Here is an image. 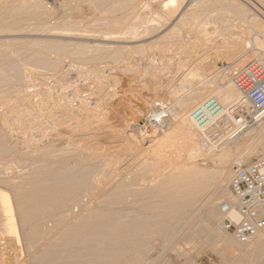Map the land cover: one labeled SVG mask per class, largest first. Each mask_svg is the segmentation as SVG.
<instances>
[{"label":"bare ground","instance_id":"obj_1","mask_svg":"<svg viewBox=\"0 0 264 264\" xmlns=\"http://www.w3.org/2000/svg\"><path fill=\"white\" fill-rule=\"evenodd\" d=\"M179 1L180 0H162L164 6L163 11L160 12L162 14H159V16H157L156 18H151V20H154V22L156 20L159 23L155 22L156 26L149 24L147 26H144L147 20L144 19V12L139 11L144 3H141L142 0H69L62 6L60 11L57 10L60 14H58L55 9L47 8L45 4L40 0H0V33L2 34L4 32H11L13 30L15 31V29H23L24 24L28 22L27 19L29 20V18L38 20L41 23L51 22L53 20L54 22H56L54 23L52 21L54 25L60 24V26L62 25L63 27H66L68 24H71V21H69L70 17L68 16L69 13H79L83 10H90L92 11L91 13L93 15H101L100 19L98 18L102 22L101 24L111 30L109 31L110 34H108L110 36H108L107 34L104 35V33H101L103 35H101L100 33L99 35L96 34V36H101L96 40L107 41L118 39L121 41L123 40L124 42H135L151 37L150 34H152V31L147 33L150 28V30H152L153 27L156 28L158 26L157 30L154 28L156 31L153 29V31L155 32L165 30L163 34H159L160 36L156 37L152 41H149L147 45L145 44V46H148L147 48L150 49L151 53L157 54L167 60L171 58V55H168L169 49L177 44H180V46L178 45L179 48L183 47V45H185L184 48H186V45H189L191 41H193V44L195 42V45L197 47L199 42V45L202 44V38L206 37V42L209 41L207 40V37H209L210 35H205L209 32V30L207 32L208 25L206 26V24L212 23V21L210 22V19H212L213 17L210 18L209 16L213 10L218 12L217 9L220 8L219 10L222 11V8H226V10L234 12L241 18V15L237 11L238 9H236L235 7L236 5L238 6L242 4V2H239L241 0H238V3L234 2V0H225L226 2L223 5H220L223 7L219 8H217V5L209 4L207 0L201 1L198 5L190 3L189 5L183 4L182 6L180 3L178 4ZM180 2L182 3L184 1ZM254 2H257L255 3V7L257 6V12L254 11V13L248 15V19L246 20L244 18L241 19L245 21L244 23L247 24V27L250 29V31L252 30L255 34H258L259 37H262L263 39L264 21L262 22L260 16L258 15L260 14L264 18V0H257ZM140 3L142 4L141 7ZM245 8L246 7H241V11H243ZM246 9L245 11L247 12ZM250 12L253 11H250L249 9V12L247 13ZM72 15L71 17L73 18ZM154 15H157V13H155ZM67 16L69 18H67ZM89 18L91 17L88 16V19ZM96 18L97 17H95V20H97ZM24 20H26V22ZM58 20H60L61 22L59 23ZM161 22H163L162 26L160 25ZM28 23L27 26L25 25V28L28 27ZM36 23L37 21L35 22V24ZM45 23H42V25L44 26ZM193 23H195V28L198 27L200 29L201 27V31H199V29L198 31L195 29V32L192 28V31L195 33L193 34V36H191L190 31L187 30L190 24ZM41 26L38 25L37 28ZM50 26L53 29L57 27L54 26V28L51 24ZM50 26L49 28L52 29ZM86 26L89 27L88 24ZM70 27L72 29V26ZM124 27L130 28V31L126 33L131 34V36H114L111 34L120 32ZM216 27L217 26H215V28ZM29 28L30 26L27 28V30ZM43 28L44 27H41L42 30H44L45 28L47 29V26L44 29ZM36 29L34 30L37 31ZM79 29L82 30V28ZM25 30L21 31H24L25 33ZM48 30L49 29H47L46 31L48 32ZM83 30H87L86 33H89L88 31H91L89 29ZM258 30H262L261 33ZM201 32L205 37L201 35L200 37H203L200 39L199 35L202 34ZM246 32L248 31L246 30ZM143 33L146 34L144 35ZM62 34L65 35L64 33ZM82 34H85L84 31ZM74 35L76 34L73 33L72 36ZM89 35H87V37H89ZM238 36H235L234 38L230 36L231 39L223 41L225 42L224 45L226 44L225 49H227L225 50L223 47V50H225V56H234L236 51L242 48L243 45H246L245 48H250L251 42H253V46L255 45L254 48L260 49L258 46H256V43L261 44V39V41H256L243 38L246 40V42H244L245 40ZM87 37L85 36V38ZM253 38L255 39V36ZM210 40L212 41L213 38ZM12 41L13 42L8 44L9 47H5V49L1 48L2 46L0 45V67L9 66V70H7L10 72L14 71L12 75L15 74V77L12 78H16L15 80L17 81L18 79H20L19 81L23 82L25 79L26 81L28 80L27 78H25L24 80L22 79L23 77H26L24 76L26 74V69H23L25 71L23 74L20 73L22 71V68L20 67L21 65H19V67L21 68L20 69L17 65V61H15L16 55H24V57L28 56L27 58H29V60L32 59L31 64L34 61V58V62L52 66L56 64V60L58 58L56 60H54V57L53 59H49L44 55L46 54V52L55 49L56 53L57 51L60 52V56L62 55V57H66L68 55L75 56L74 53H76L77 50L70 48L74 50L73 52L67 47L70 50L69 51L66 47L63 48L65 45L63 47L62 45L61 47H58L57 45L55 46L54 42H52L54 43L52 44L50 43V41L45 43H37L38 41L35 42L34 40V42L32 40ZM1 42L2 41H0V43ZM5 44L3 43V45ZM193 44L187 46L189 47V49H183V52L185 53V51L190 50V47L194 46ZM101 45L102 44H100V46ZM204 45L207 44L205 43ZM227 45L230 46V48H228ZM37 46L38 48L36 50L32 49L33 47L36 48ZM208 46H210L209 43ZM107 47L110 48V46H106L107 50ZM260 47H262V45H260ZM97 48H100L99 50L101 51V47ZM175 49L176 47H174V50ZM262 50L264 51V49ZM100 51L99 54H96V56L93 57L99 59L100 57H102V59L103 57L104 59L108 57L111 58V60H113L115 64H119L122 60H125L126 56L129 55V52H124L121 50L119 51L118 49L110 50L107 53H100ZM178 51L180 52V50ZM52 53H54V51ZM188 53H190V51L187 52L185 56H187ZM244 53H246V51H244ZM244 53L242 52L241 55H243ZM178 55L180 54L178 53ZM241 55L239 56L240 59H242ZM261 57H263V55ZM85 59L82 58L81 60ZM246 59H248V57H246ZM263 59L264 58H262V60ZM59 62L61 61H59L58 59V64ZM127 63L132 64L130 62ZM180 63H182V61L177 64L180 66ZM193 64H197L196 67L194 66L195 69L192 68L195 70L193 72V77L195 76L199 80H204L202 83V87L199 86L194 88L190 93L188 92V94L184 96V99H182L183 96H179L182 100L172 101L173 97L174 99L176 97L174 96L175 93L177 91L180 92V90H178L176 85H165V96H148L144 103L140 102V104H138L139 114L134 115V117H132L130 120L131 122L127 120L129 118L126 119L122 114H120L121 112H111V108H109V106L114 104V98H112V96L115 95L116 98L118 90H116V88H112V90L107 89L109 88L107 85V78L103 79L97 78V76H95L96 78L91 81V83L93 82L95 84V89L93 90L92 88L93 91H90V89L88 90L90 92L89 94L82 95L79 93L80 91L78 92V88L75 93L72 92L73 96L71 97H68L66 96L67 94H63L62 92H60L61 87H63L64 85V83H62L63 78L58 77L60 74L57 76V78H40V85L38 86V88H34L31 91L22 88H17L18 91H12L10 93H8V90L11 91V89H4L5 91H7V93H2L4 92L3 90L2 92L0 91V100L6 99L4 101V106L7 108L6 111L4 110L0 113V164H2L3 160L10 158H13V160H17L16 158L19 157L22 158L25 156H36L34 157L36 159V154L39 155V159H37L36 161H38V163L41 162L38 166H36L38 168L34 167L36 170L33 171V169H31L33 173L31 172V170H29V173L27 169L24 170V173L26 175L28 174V177L26 178V176H23L25 180L23 179L22 182H20L19 180H15L17 178H13L15 180L14 181L12 179L13 173L11 175V180L9 174V177L5 175L6 173L4 174L5 176L2 174V176L5 177V180L9 179L11 182L12 180L15 182V184L14 182L13 184H9L10 182L6 180L7 182L5 183L7 184L9 182L6 186L8 187V185H11L9 186V188L11 187L16 193L15 199L13 200L15 205L12 209L13 205L11 204L8 195L0 190V244L2 245L4 244V242L6 243V233H14L12 235H14L17 240L14 239L13 236L11 237H13V239L17 241L16 243L18 244H20V237L22 236V239L27 247L25 245L23 246L28 249L27 250L26 248H23V246H20L21 248H23L22 250L24 251V249H26L27 251H29L30 249L29 252H33L36 255L38 254V256L34 254L30 256L38 257L40 261L43 259L42 264H92L94 262L98 264H141L142 262L144 263V261L141 262V260L145 258L144 260L146 261V258L149 259L150 257L147 256L148 253L150 251L153 252V249L150 250L151 245H144L145 243H142L146 241L149 242L148 244H150L149 239L153 238L150 237L152 234L156 235L157 238H155L157 240L160 239V242L169 241L170 243L174 240L177 241L180 236L182 237V235L187 231V228L190 227L191 223H195L194 221L199 218L200 214L205 215L203 217L201 215L200 217H202L203 219L205 217L206 221L208 222L206 223L208 225L217 220L218 216H220L221 211H219L220 213H218V209H216L217 201L215 196L218 195L219 197H224V195H228L229 193V196L231 195L232 198L230 197L228 198V200L223 202H229L230 204H233L235 202V197L231 192V189L226 186L231 175L230 164L232 161V159H229L227 157L231 152L240 150L244 143H247L246 141L237 142L235 140H237L238 138H242V136L248 132L245 130L247 127H242L237 130L232 136H227L220 144L211 146L210 149L206 151V153H204L208 155L207 158L211 159L212 157H215L214 161L216 160L217 164L216 166L213 165L215 167L214 170L212 169L210 171V169H208L209 167H206L208 165L206 163H203L204 165H202L199 162L197 163V161H195L197 160V155L200 157L203 155L201 151L204 150L202 149L203 147L201 148L202 145L199 141V136H203L202 130L200 128L201 124L196 123L192 118L194 110L193 107L196 105V107L202 106L205 102V100L202 102V99L206 95L211 94L212 96H210L215 97L223 106L222 112L229 113V108L241 100V94L232 81L230 70L228 71L227 69H222L211 78L205 80L203 78V75L212 68V62L208 59V57L204 56L197 63ZM120 65L122 64H119V66ZM19 69L21 71H19ZM47 69L49 70V67ZM48 70L46 71L48 72ZM53 70H51V72ZM32 73L34 72L32 71ZM21 74L23 75L22 78ZM188 76H190V73ZM216 77L218 78L217 80H215ZM29 78L32 79L33 77L29 76ZM212 78H214V80ZM113 79L115 80L114 84L116 82H118L117 84H119L120 78L118 79V81H116L117 78ZM186 80L183 79V81L181 82L183 88L184 84H186L185 82H189L190 84H192L193 82ZM35 83L36 82H34V84ZM3 85L4 84L2 83V86ZM87 86H90V84ZM82 92L84 93L87 91ZM118 95H120V93ZM115 102H117V100ZM148 108L149 110H147ZM11 110L12 112L13 110H16L18 114L16 113L17 115L15 114L14 116H12V118L11 115L9 117V111ZM246 110L248 112H251V106L249 104H247ZM258 115L259 119L255 123L262 120L259 123L261 127L256 130L253 136L256 138L258 137L259 139L264 136V110ZM231 117L235 122H237V120L233 116ZM214 119V117H211L210 121H213ZM150 120L155 121V124H151L149 128L148 121L150 123ZM12 123L16 126L12 125ZM251 126L252 125H250L249 127ZM242 131L244 134H239ZM236 135L237 137H235ZM246 136L248 137V135ZM176 138L179 139L180 142L178 141L175 143L172 141ZM248 138L251 139L250 137ZM4 144L6 146L10 145V147L4 148ZM247 144L249 145V143ZM252 146L253 148L255 147V150H252L254 153H257L261 150L264 151V146H258L255 144ZM199 153L202 154L199 155ZM204 156L205 155H203V158ZM235 159L243 161L242 156H236ZM2 171L4 172V170ZM25 171H27V173ZM20 172L21 171H19L18 173L23 174V172ZM17 181H19L20 183L16 184ZM1 182L3 185V181ZM213 196L215 197V200L213 199ZM23 207H25L24 210H22ZM37 207L41 208L38 209ZM15 208L17 209V213L19 210L18 208H20V213H18L20 215H16L15 213V216L13 214ZM36 209L37 211H39L37 212ZM133 211H139V213L144 211L146 214H148L144 217L147 219V221L144 223H154L151 228L148 229L147 227V232L150 238L146 237L147 240L145 241H143L145 239L144 235L142 240L139 239L142 238V235L140 236V233L134 234V231H131L134 226L132 229H130L129 227V232H131V235H129L131 236V238H128L129 235L125 234L126 230H124V232L122 231L126 226H128L124 224L135 225L136 222L140 221L138 219H141V217L138 218V216L132 215ZM17 216H20L19 224H21L23 227L21 231L22 235L20 237L16 233V230L19 226L17 225V227L14 221V218ZM232 216L236 218V214L233 213ZM144 218L142 219L144 220ZM203 219L202 221H204ZM219 219H222V214ZM111 224H123L125 227L123 226L124 228L121 229V231L125 235H123V233L121 234V227L117 228V226L119 225L114 226L117 229L114 230L115 228L112 227ZM140 224L141 223H138V225ZM109 225H111L112 228L110 227V229H107ZM135 226H137V224ZM144 226L145 225H143V227ZM192 226L194 225L192 224ZM203 226L200 227V229L198 226V228H194L196 229V231H198L197 229H199V231L201 230L200 232H203ZM211 227H209V229ZM147 229H144V231ZM128 230L126 231L127 233ZM262 232H259L252 240L247 243H242L238 240L237 241L239 242V244L242 243L247 245L248 243L256 240L254 241V245L257 249V252H263L264 232ZM89 234H92L90 235L91 240L87 239V236H89ZM93 234H95L96 237L98 235V240L92 239L93 237H95L93 236ZM133 234L136 237L132 236ZM138 234L140 237L137 236ZM216 236L221 244V251L223 253L226 254L231 252V249H236L235 241L224 231L219 230ZM214 240L216 239L214 238ZM130 241L131 243L133 242V244L135 241V246L131 244ZM124 242H129L132 246H134L132 247V250H129L130 253L125 248H123V246H120ZM123 245L125 246L126 243H124ZM143 245L145 246V248L146 246H148L149 248L147 247V249H149L150 251L148 250L147 252V249H145ZM17 247L15 246V249ZM143 248L145 249L144 251H142ZM3 250L4 245L0 247V264H6L5 262H7L6 257L8 256L4 255ZM124 250H126V252ZM27 251L26 253H28ZM250 251L252 250L250 249ZM144 252H147V254ZM246 253L248 254L249 251ZM149 254L151 255V253ZM247 254H245L244 256H246ZM39 256L41 257L39 258ZM10 258L11 257H9V259ZM15 258L17 259V257ZM19 258L20 256L18 257V261H21L19 260ZM39 260H37L35 264H38V262H40ZM149 261L147 260V262ZM151 262L152 261H150L149 264H151ZM10 264L12 263L10 262ZM39 264H41V262ZM144 264H146V262Z\"/></svg>","mask_w":264,"mask_h":264},{"label":"rangeland","instance_id":"obj_2","mask_svg":"<svg viewBox=\"0 0 264 264\" xmlns=\"http://www.w3.org/2000/svg\"><path fill=\"white\" fill-rule=\"evenodd\" d=\"M40 1H42L44 4H45V6L47 7V8H49V9H55L56 11L57 10H61V8H62V6L64 5V4H66L69 0H40ZM180 1H184V2H180ZM179 2H178V4L180 3L181 4V6L184 4V5H189L190 3L191 4H196V5H198V4H200V2L201 1H203V0H180ZM205 1V0H204ZM220 0H207V2L209 3V4H213V5H217L218 7L217 8H219V7H223V6H220V5H223L226 1L225 0H222V1H220ZM248 1V2H247ZM254 1H257V0H241V1H239L240 3L242 2V4H240V5H236L235 7H236V9H238L237 11H238V13L241 15V18L243 19H248L247 17H248V15H250L251 13H254V11L255 12H257V6L255 7V3H257V2H254ZM145 4H144V3ZM189 2V3H188ZM206 2V3H207ZM210 2H212V3H210ZM234 2H236V3H238V0H234ZM141 3H143V5L141 4ZM140 3V7H141V5H142V8L139 10V11H142V12H144V19L145 20H147L146 22H145V24H144V26H147L148 24L149 25H155L156 26V24H155V22L156 23H159V22H157L156 20H155V22H154V20H151V18L152 17H154V18H156L157 16H159V14H162V13H160V12H162L163 11V9H164V6H163V2H162V0H150V3H149V0H148V2H147V0H142V2ZM186 3V4H185ZM188 3V4H187ZM246 4V5H245ZM252 4V5H251ZM249 5V6H248ZM146 8H145V7ZM178 6V5H177ZM253 6V7H252ZM180 7V6H179ZM241 7L243 8V7H246V8H248V9H246L247 10V12H249V9H250V11H253V12H250V13H247L246 11H245V9L243 10V11H241ZM144 8V9H143ZM216 8V9H217ZM177 9H179V8H177ZM182 9V8H181ZM180 9V10H181ZM220 9V8H219ZM219 9H217L218 10V12L217 11H215V10H213L212 11V13L210 14V18H215V16H216V18L215 19H210V22L212 21V23H213V25H212V23L210 24H206V26L208 27V29H207V32H208V30H209V34L208 33H206L205 35L207 36H211L212 38H213V42L210 40V39H212L210 36L209 37H207V40H209V41H211V42H209V41H207L206 42V37L203 35V33L202 34H200L199 35V38L201 39L203 36L205 37V38H202V40H201V45H199V43H198V45L200 46H198L197 45V47H196V45H195V42H194V44H193V41H191V43L195 46H191L190 47V50H188V51H185V53L183 52L184 50H186V49H189V47H187V46H189V45H192L191 43L189 44V45H186V48H184L185 47V45H183V47H180L179 48V46H180V44H177V45H175V46H173L171 49H169V51H168V55L171 57V58H169V59H164V58H162V57H160L159 55H157V54H154V53H151L150 52V49L149 48H147L146 46H145V44L147 45V43L149 42V41H152V40H154L156 37H158V36H160L161 34H163V32H165V30L163 31V30H161L160 32H155L158 28V26L155 28V27H153L152 28V30H148L147 31V33H149V32H151L152 31V34H150V36L151 37H149L148 39L147 38H145V39H141V40H138V41H135V42H124L123 40L121 41V40H118V39H115V40H107V41H101V40H96V39H98L99 37H101V36H96V34L97 35H99V33L101 34V33H104V35L105 34H110V32L109 31H111L110 29H108L107 27H104L101 23V21L99 20L100 19V17H101V15L99 16H96V15H93L91 12L92 11H90V10H83L82 12H83V14H82V12H72V13H69L68 14V16L70 17V20L69 19H67V20H69V21H71V24H68L69 25V27H68V25L66 26V27H63L62 25L60 26V24L59 25H54V23H56V22H54L53 20V22L51 21V22H46L47 23V25H46V23L45 22H42L43 24L45 23V25L43 26L42 25V23L41 22H39L38 20H35V19H30L29 18V20L27 19V21L31 24H29L28 22H26V20H24L25 22H26V24H24V27H23V29H21V30H27V28L30 26V28L26 31L25 30V33H24V31H21L20 29H15V31L13 30V31H9V32H4V33H0V41H2L5 45H3V43L1 42L0 43V45L2 46L1 48H4L5 49V47L7 48V47H9V43H11V42H13L12 40H17V41H24V40H27V41H35V42H37V43H45V42H49L50 41V43H52V42H54L55 43V46L57 45L58 47L60 46L61 47V45H62V47L63 48H72V49H77L76 50V53H74V55L75 56H70V55H68V56H66V57H62V55L60 56L59 54H60V52L59 51H57V53H56V51H55V49L54 50H50V51H48V52H46V54H44L45 56H47L49 59H53V57H54V60H56L57 58L59 59V61H61V62H59V64H58V59L56 60V64L55 65H52V66H50V65H45V64H42V63H39V62H34L35 61V59L33 58V63L31 64V62H32V59L31 60H29V58H27L28 56H26V57H24V55H16V60L15 61H17V65H18V67H19V65H21L20 67L22 68H20L19 69V71H21L20 73H24L25 71V75L24 76H26V77H23L22 78V74H21V78L24 80L25 78H27L28 80L26 81V79L24 80V82L23 81H19L20 79H18V81L17 80H15L16 78H12V77H15V74L14 75H12L13 73H14V71H8L9 69H8V67H0V91L2 92V90L4 91V92H2V93H7V91H5V90H7V89H11V91L10 90H8L9 92L8 93H10V92H12V91H18V89L20 88H22V89H27L28 91L30 90H32V89H36V88H38V86L40 85L39 83V81H40V78H57V76L59 77V78H65L64 80L62 79V83H64V85H63V87H61V89H60V92H62L63 94L65 93V94H67L66 96H68V97H71V96H73V93H75V91L76 90H78V88H79V90H78V92L80 93V94H82V95H87V94H89L90 92L88 91V90H90V91H93L94 89H95V84L92 82L91 83V81H93L94 80V78H96L95 76H97V78H107V85H108V87L109 88H107V89H110V90H112V88L113 89H115L116 88V90H118V93L116 94V98H115V95L114 96H112V98H114L113 100V103L114 104H112L111 106H109V108H111V112L112 111H114V112H116V111H118V112H121L120 114H122L126 119L127 118H129V119H127L128 121H130L131 120V118L132 117H134V115H136V114H139V105L138 104H140V102H145V100H146V98L149 96H155V95H160V96H163L165 93H166V86L165 85H173V86H175L176 85V87L178 88V90H180V92L179 91H177L176 93H175V95L174 96H176L175 97V99H174V97H173V99H172V101L173 100H182V99H184V96L186 95V94H188V92L190 93L194 88H196V87H202V83H203V81L204 80H199V79H197V77H193V72L195 71L194 69H195V67H196V65H194L193 63H197L199 60H201L204 56H206V57H208V59L212 62V68L209 70V71H207L206 73H204V75H203V78L206 80V79H209V78H211L212 76H214L215 74H217L220 70H222V69H227L228 71L230 70V72H231V69H232V67H228V65L229 66H233L234 64H237V65H239V64H243L244 62H246V61H249V60H252V59H260V60H262V58H264V51L262 50V49H264V38L262 39V37H259V35L258 34H255L252 30L250 31V29L247 27V24L246 23H244L245 21L244 20H242L241 18H240V16L238 15L237 16V14H235L234 12H230V11H228V10H226V8H222V11H220ZM253 9V10H252ZM144 10V11H143ZM152 10V11H151ZM224 10V11H223ZM239 10H240V12H239ZM259 10V9H258ZM90 11V12H89ZM215 11V12H214ZM226 11V12H225ZM58 12V11H57ZM88 14H87V13ZM76 13H78V14H76ZM81 13V14H80ZM141 13V12H140ZM155 13H157V15H154ZM213 13H214V15H213ZM217 13V14H216ZM58 14H60L59 12H58ZM73 16V18L71 17V15ZM142 14V13H141ZM153 14V15H152ZM90 15H92V16H90ZM211 15H213V16H211ZM218 15V16H217ZM228 15V16H227ZM247 15V16H246ZM67 16V18H69ZM88 16L89 17H91V18H89L88 19ZM258 16H260V19H261V21L263 22L264 21V18L259 14ZM95 17H97L96 19L97 20H95ZM246 17V18H245ZM99 18V19H98ZM226 18V19H225ZM227 18H228V20H227ZM94 19V20H93ZM34 20V21H33ZM37 21V26L38 25H42L41 27H46L47 26V29H49L48 30V32L45 30H42L41 29V27H38L37 28V26H36V24H35V22ZM89 21H91V22H89ZM216 21V22H215ZM24 22V23H25ZM58 22L60 23L61 21L60 20H58ZM85 24H84V23ZM89 22V23H88ZM150 22V23H149ZM152 22V23H151ZM27 23H28V27H26L25 28V25L27 26ZM49 23V24H48ZM163 22H161L160 23V25L162 26L163 24H162ZM33 24V25H32ZM50 24L54 27V26H57L55 29H53L51 26H50ZM88 24V26L89 27H87L86 25ZM194 24L195 23H193V24H190V26L188 27V30L187 31H190V35L191 36H193V34L196 32V30L198 31V27H196L195 28V26H194ZM246 26H245V25ZM158 25V24H157ZM160 25H159V28H160ZM49 26L52 28V29H50L49 28ZM59 26V27H58ZM70 26H72V29H71V27ZM205 26V27H206ZM211 26H212V28H211ZM215 26H217L216 28H215ZM33 27H35V28H33ZM191 27V28H190ZM200 27V26H199ZM214 27V28H213ZM25 28V29H24ZM33 28V29H32ZM37 28V29H36ZM79 28H82V30H80ZM156 30H155V29ZM192 28L194 29V31L195 32H193L192 31ZM247 28V29H246ZM34 29H36L37 31H35ZM40 31H39V30ZM77 29V30H76ZM83 29H89V30H91V31H88L89 33H86L87 32V30L85 31V30H83ZM121 29V28H120ZM153 29L155 30V31H153ZM196 29V30H195ZM213 29V30H212ZM248 31V32H246V30ZM21 32H20V31ZM34 30V31H33ZM212 30V31H211ZM18 31V32H17ZM33 31V32H32ZM51 31V32H50ZM83 31H84V33L85 34H82L83 33ZM128 31H130V28H126V27H124V28H122L121 29V31L120 32H118V33H111L112 35H119V36H131V34H127L126 32H128ZM199 31H201V27H200V29H199ZM238 31H239V34H238ZM250 31V32H249ZM259 31V30H258ZM261 31L262 30H260L259 32L261 33ZM14 32V33H13ZM17 34H16V33ZM46 32V33H45ZM68 32H70V33H68ZM91 32V33H90ZM108 32V33H107ZM212 32V33H211ZM247 34H249V35H247ZM251 32H252V34H251ZM52 33V34H51ZM54 33H56V34H54ZM62 33H64L65 35H63ZM68 33V34H67ZM76 34V35H74V36H76V37H74V36H72V34ZM183 33H184V31H183ZM197 33H199V32H197ZM228 33V34H227ZM232 35H231V34ZM237 33V34H236ZM246 35H245V34ZM7 34V35H6ZM58 34H60V35H58ZM67 34V35H66ZM92 35V36H90L89 35V37H87V35ZM94 34H95V36H94ZM144 34V33H143ZM146 34V33H145ZM144 34V35H145ZM160 34V35H159ZM244 34V35H243ZM87 37V38H85V36ZM101 35H103V34H101ZM111 35V36H112ZM149 35V34H148ZM153 35V36H152ZM187 35V34H186ZM201 35H203L202 37H200ZM229 35V36H228ZM237 37L238 35V37H241L242 39L243 38H245V39H248V40H260L262 43L261 44H258V43H256L257 45L256 46H258L260 49H258V48H254V46H253V42H251V47L250 48H245L246 47V45H243L242 46V48H240L238 51H236V53L234 54V56H232V57H227V56H225L224 55V52H225V50H227V49H225V45H224V43L225 42H223L224 40L226 41V40H228V39H231V37H235V36ZM243 35V36H242ZM71 36V37H70ZM94 36V37H93ZM108 36H110V35H108ZM231 36V37H230ZM255 36V39L253 38ZM92 37V38H91ZM97 37V38H96ZM227 37V38H226ZM251 37H252V39H251ZM13 38V39H12ZM90 38V39H89ZM152 38V39H151ZM12 39V40H11ZM150 39V40H149ZM199 39V40H200ZM245 39H243V40H245ZM193 40V39H192ZM222 40V41H221ZM33 41V42H34ZM121 41V42H120ZM215 41H216V43H215ZM223 42V43H222ZM244 42H246V40L244 41ZM54 43H52V44H54ZM92 43V44H91ZM108 43H110V44H108ZM144 43V44H143ZM207 44V45H204V44ZM208 43H209V45L210 46H208ZM94 44H96V45H94ZM100 44H102L101 46H100ZM107 44V45H106ZM114 45V47H113V45ZM213 44H215V45H213ZM219 44V45H218ZM94 45V46H93ZM105 45V46H104ZM117 45H119V46H117ZM179 45V46H178ZM260 45H262V47H260ZM36 46V45H35ZM88 46V47H87ZM95 46H96V49H95ZM102 46H103V48H102ZM106 46H110V48L109 47H107L108 48V50L106 49ZM122 46V47H121ZM124 46V47H123ZM145 46V47H144ZM201 46H202V48H201ZM213 46V47H212ZM228 46V45H227ZM94 47V48H93ZM97 47H101V51L97 48ZM105 47V48H104ZM174 47H176V49L175 50H180V52L178 51H175L174 50ZM223 47H224V49L225 50H223ZM38 48V46L36 47V48H32V49H34V50H36ZM67 48V50H69ZM88 48V49H87ZM118 49L119 51L121 50V51H126V52H129V55L128 56H126V58H125V60H122L119 64H122V65H120L119 66V64H115V62L113 61V60H111V58H106V59H104V57H103V59H102V57H100V59L99 58H94L93 56H96V54H99V51H100V53L101 52H105V53H107V52H109L110 50H114V49ZM121 48V49H120ZM194 48V49H193ZM209 48V49H208ZM221 48V49H220ZM227 48V47H226ZM228 48H230V46H228ZM72 49H70L71 51H73L74 52V50H72ZM125 49V50H124ZM184 49V50H183ZM208 49V50H207ZM246 49V50H245ZM69 50V51H70ZM105 50V51H104ZM173 50H174V52H173ZM192 50V51H191ZM262 50V51H261ZM54 51V53H52ZM95 51V52H94ZM182 51V52H181ZM190 51V53H188L187 54V56H185L186 55V53L187 52H189ZM244 51H246V53H244ZM86 52V53H85ZM98 52V53H97ZM173 52V53H172ZM175 52H176V54H175ZM197 52H198V54H197ZM242 52L244 53L243 55H241L242 54ZM259 52V53H258ZM91 53V54H90ZM170 53V54H169ZM172 53V54H171ZM178 53L180 54V55H178ZM263 53V54H262ZM36 54V53H35ZM90 54V55H89ZM84 55V56H83ZM86 55V56H85ZM175 55V56H174ZM241 55V58L242 59H240V56ZM263 55V57H261V56ZM17 56H19V57H17ZM56 56V57H55ZM197 56V57H196ZM201 56V57H200ZM203 56V57H202ZM238 56V57H237ZM24 57V58H23ZM46 57V58H47ZM75 59H74V58ZM86 59H85V58ZM88 57H90V58H88ZM189 57V58H188ZM200 57V58H199ZM246 57H248V59H246ZM38 58V57H37ZM47 58V59H48ZM61 58V59H60ZM85 59V60H81V59ZM94 58V59H93ZM182 58V59H181ZM196 58H198V59H196ZM162 59H163V61H162ZM179 59V60H178ZM186 59V60H185ZM188 59V60H187ZM127 60V61H126ZM185 60V61H184ZM191 60H194V61H191ZM38 61V60H37ZM182 61V63H180L181 65L179 66L178 64H179V62H181ZM184 61V62H183ZM187 61H189V62H187ZM242 61V62H241ZM263 62H264V59L262 60ZM125 62V63H124ZM127 62H130V63H132V64H129V63H127ZM18 63H20V64H18ZM29 63V64H28ZM37 65H36V64ZM128 65H127V64ZM178 63V64H177ZM185 63H187V64H185ZM14 64H16V63H14ZM22 64H26V65H22ZM33 64H35V65H33ZM58 64V65H57ZM61 64V65H60ZM126 65V67H125V65ZM191 64H193V65H191ZM4 66H6V65H4ZM54 66V67H53ZM195 66V67H194ZM28 69H27V68ZM33 67V68H32ZM49 67V70L47 69ZM51 67H53V68H51ZM191 67V68H190ZM6 68V69H5ZM13 68V67H12ZM12 68H11V70H12ZM26 69L25 71L23 70V69ZM37 68H39V69H37ZM60 68V69H59ZM192 68H194V69H192ZM5 69V70H4ZM8 69V70H7ZM33 69V70H32ZM54 69V70H53ZM58 69H59V71H58ZM83 69V70H82ZM15 70V69H14ZM31 70V71H30ZM36 70V71H35ZM46 70H48V72L46 71ZM51 70H53L54 71V73H53V71L51 72ZM85 70V71H84ZM32 71L34 72V73H32ZM40 71V72H39ZM52 73H50V72ZM82 71V72H81ZM45 74H43V73ZM83 72H85V73H83ZM98 74H97V73ZM188 72V73H187ZM210 72V73H209ZM16 73V72H15ZM30 73H31V75H30ZM57 73V74H56ZM95 73H96V75H95ZM189 73H190V76H188L189 75ZM191 73H192V75H191ZM33 74V75H32ZM39 74V75H38ZM54 74V75H53ZM132 74V75H131ZM9 75H11V76H9ZM41 75V76H40ZM47 75V76H46ZM49 75V76H48ZM61 75H62V77H61ZM102 75V76H101ZM183 75V76H182ZM28 76V77H27ZM29 76L30 77H33L32 79H30L29 78ZM37 76V77H36ZM101 76V77H100ZM192 76V77H191ZM117 78V80L116 81H118V79H119V84H117L118 82H116L115 84H114V82H115V80L113 79V78ZM188 77V78H187ZM191 77V78H190ZM5 78V79H4ZM81 78V79H80ZM87 78H89V79H87ZM155 78V79H154ZM4 80V82H3V80ZM29 79H30V81H29ZM149 79V80H148ZM173 79V80H172ZM183 79L184 80H186V81H193L192 82V84H190L189 82H185L186 84H184V88L182 87V81H183ZM191 79H193V80H191ZM213 80H214V78H212ZM218 78L216 77L215 78V80H217ZM31 80H32V83H31ZM34 80V81H33ZM36 80V81H35ZM113 80V81H112ZM14 81V82H13ZM85 81V82H84ZM87 81V82H86ZM156 81H157V84H156ZM171 81V82H170ZM4 84L3 86H2V83ZM8 82V83H7ZM16 82V83H15ZM29 82H30V85H29ZM34 82H36L35 84H34ZM95 82V81H94ZM122 82V83H121ZM144 84H143V83ZM167 82V83H166ZM6 83V84H5ZM24 83V84H23ZM112 83H113V85H112ZM158 83H160V84H158ZM172 83V84H171ZM8 84V85H7ZM17 84V85H16ZM23 84V85H22ZM34 86H33V85ZM79 84V85H78ZM90 84V86H87V85H89ZM199 84V85H198ZM82 87H81V86ZM107 85H106V87H107ZM114 85H115V87H114ZM117 85H118V87H117ZM120 85V86H119ZM131 85V86H130ZM146 85V86H145ZM147 85H148V87H147ZM157 85V86H156ZM161 85V86H160ZM164 85V86H163ZM17 86V87H16ZM25 86H27V87H25ZM113 86V87H112ZM153 86V87H152ZM2 87H5V88H2ZM7 87V88H6ZM18 88V89H17ZM62 88H64V89H62ZM84 88V89H83ZM92 88H93V90H92ZM134 88V89H133ZM162 88V89H161ZM172 88H174V87H172ZM5 89V90H4ZM132 89V90H131ZM145 89V90H144ZM187 89H189V90H187ZM62 90V91H61ZM87 91V92H82V91ZM71 91V92H70ZM151 91V92H150ZM154 91V92H153ZM68 92V93H67ZM73 92V93H72ZM82 92V93H81ZM134 92V93H133ZM157 92V93H156ZM186 92V93H185ZM120 93V95H118ZM132 93V94H131ZM178 93V94H177ZM122 94V95H121ZM125 94V95H124ZM151 94V95H150ZM177 94V95H176ZM124 95V96H123ZM128 95V96H127ZM167 95V94H166ZM211 94H209V95H206L203 99H202V102L204 101V100H206L208 97H211L210 96ZM122 96V97H121ZM165 96V95H164ZM182 97V99L180 98V97ZM178 97V98H177ZM111 98V99H112ZM129 98H130V100H129ZM6 99H2V100H0V113L1 112H3L4 110L6 111L7 110V108L4 106L5 104H4V101H5ZM117 100V102H119V103H117V102H115ZM126 100V101H125ZM116 103V104H115ZM120 105V106H118V105ZM135 104V105H134ZM1 105H3V106H1ZM116 105V106H115ZM114 106V107H113ZM138 106V107H137ZM197 106V105H196ZM196 106H194L193 108H195ZM6 108V109H5ZM114 108V109H113ZM192 108V109H193ZM113 109V110H112ZM120 109V110H119ZM122 109V110H121ZM191 109V110H192ZM147 110H149V108L147 109ZM10 113H9V115H8V113H7V115L10 117V115H11V118H12V116H14L16 113L18 114V112L16 111V110H13V112H12V110L11 111H9ZM191 112V111H190ZM16 114V115H17ZM128 116V117H127ZM262 121V120H261ZM260 121V122H261ZM131 122V121H130ZM155 121H151L150 120V123H149V121H148V126H149V128H150V125L151 124H153ZM260 122H257V123H253V124H251L252 126L251 127H247L245 130L248 132V133H246L245 135H243L242 136V138H238L237 140H235V141H237V142H239V141H246L247 143H249V145L247 144V143H244V145L241 147V149L240 150H236V151H234V152H231L230 153V155H228V157L227 158H229V159H232V161H231V164H230V179H229V181L227 182V184H226V186H228V188L230 189V183H231V179H232V175H233V170H234V167H235V165L238 163V162H240L238 159H235V157L236 156H242V158H243V160H250V159H253V158H255V157H258V156H260V155H262V154H264V151L263 150H261V151H258L257 153H254L252 150H255V147L253 148V146L252 145H258V146H264V136L263 137H261V138H259L258 139V137L256 138V137H254L253 136V134L256 132V130L257 129H259L260 127H261V125H259V123ZM155 124V123H154ZM12 125H14L13 123H12ZM14 126H16V125H14ZM256 128V129H255ZM253 129V130H252ZM241 133H243V131L242 132H240L239 134H241ZM238 134V135H239ZM244 134V133H243ZM246 135H248V137H250L251 139H249ZM235 137H237V135L235 136ZM245 138V139H244ZM233 139V138H232ZM254 139V140H253ZM177 140V141H176ZM249 142H248V141ZM256 140V141H255ZM173 142H178L179 141V139H173L172 140ZM199 141H200V144L202 145H200L201 146V148L204 150V151H201L202 153H203V155H205L204 156V158H203V155L200 157V156H198L197 155V157H196V159L197 160H195V161H197V163L199 162L200 164H202V165H204L203 163H206V164H208L206 167L208 168V169H210V171L213 169H215V167L214 166H216V164H217V162H216V160L214 161V159H215V157H212L211 159L210 158H207L208 157V155L207 154H204V153H206V151H208L209 149H210V147L209 148H206L205 146H204V143H203V139H202V135L201 136H199ZM226 141V140H225ZM224 141V142H225ZM254 141V142H253ZM180 142V141H179ZM5 145V144H4ZM3 145V146H4ZM6 146V145H5ZM4 146V148H7V147H10V145L8 146H6L5 147ZM1 147V146H0ZM3 148V147H2ZM1 148V149H2ZM253 152V153H252ZM39 153V152H38ZM201 153V154H202ZM200 153H199V155H201ZM250 154V155H249ZM37 155V158L35 159L34 157H36V156H28V157H19V158H16L17 160H13V158H10V159H6V160H3L2 161V164H0V172H1V180H0V182L1 181H3V185H2V182L0 183V190L1 191H3V193H5L6 195H8V197H9V200H10V202H11V204L13 205V207H12V209L14 208V202H13V200L15 199V193L16 192H14L13 191V189L11 188H9V186H11V185H8V187L6 186L9 182V184H13V182L15 181V180H19L20 182H22L23 181V179H24V177L26 176V178L28 177V174L26 175L25 173H24V170H26L27 169V171H28V173L30 172L29 170H31V169H33V171L34 170H36L34 167H36V166H38L39 165V163H41V162H39L38 163V161H36L37 159H39V155L38 154H36ZM230 156V157H229ZM33 158H34V160L37 162H35L34 160H33ZM201 158H203V159H201ZM206 158V159H205ZM15 159V158H14ZM199 159V160H198ZM13 160V161H12ZM211 160V161H210ZM206 161V162H205ZM229 161V160H228ZM210 162V163H209ZM215 162V163H214ZM4 165V166H3ZM214 165V166H213ZM210 166H211V168H210ZM40 167V166H39ZM214 167V168H213ZM4 168V169H3ZM36 168H38V167H36ZM2 170H4V172L2 171ZM19 171H21L20 173H22L23 172V174H19L18 172ZM27 171H25L26 173H27ZM33 171L31 170V172L33 173ZM10 172V173H9ZM6 173V174H5ZM12 173H13V175H12ZM32 173H30V174H32ZM211 173H213V172H211ZM2 174L4 175H7L8 176V174L10 175V180H11V177H12V179L14 178H17V179H13L12 180V182L9 180V179H6V180H8L9 182L6 184L5 182H7L6 180H5V175L4 176H2ZM29 174V175H30ZM12 175V176H11ZM20 175H22V176H20ZM6 176V177H7ZM24 176V177H23ZM9 177V176H8ZM7 177V178H8ZM35 177H37V176H35ZM25 180V179H24ZM19 181H17V183L16 184H18V183H20ZM14 184H15V182H14ZM3 188V189H2ZM131 188V187H130ZM132 189V188H131ZM139 190V189H138ZM5 191V192H4ZM214 195V194H213ZM216 195V194H215ZM216 197V209H218V213H220L219 211H220V204L223 202V201H226V200H228V198H230L231 197V195L229 196V193H228V195H224V197H219L218 195L217 196H215ZM214 196H213V199L215 198ZM232 198V197H231ZM215 200V199H214ZM24 208L25 207H23L22 208V210H24ZM38 208V207H37ZM41 208V207H40ZM40 208H38V209H40ZM19 210H20V208H18ZM19 210H18V213H20L19 212ZM42 210V209H41ZM36 211H37V209H36ZM39 211V210H38ZM37 211V212H38ZM134 212V213H133ZM132 212V215H135V216H138V218L139 217H141V219L142 218H144L146 215H148V214H146L144 211H142V212H140L139 213V211H133ZM15 213H16V215L18 214L17 213V209L15 208L14 209V211H13V214L15 215ZM137 215H136V214ZM144 214V215H143ZM15 215V216H16ZM18 215H20V214H18ZM141 215V216H140ZM143 215V216H142ZM202 215V217L203 216H205V215H203V214H200L199 215V218L198 219H196L194 222L195 223H197V224H195V223H191V225H190V227H188L187 228V231L184 233L185 234V237H184V234L182 235V237L180 236V238L179 239H177V241L176 240H174L173 241V239H172V241L174 242H170L169 243V241H164V242H160V239L159 240H157L156 238V235H154V234H152L150 237H153V238H151V239H149L150 240V244H148L149 242H146L145 240H147L146 239V237L148 238L149 237V234H148V229L149 228H151L152 227V225H154V223H150V222H148V223H144V222H146L147 221V219L146 218H144V220L142 219V221H141V219H138V220H140V221H138V222H136L135 223V225L137 224V226H135L134 224H124V225H128V226H124L123 224L122 225H119V224H117V225H119V226H117V225H114V224H111L112 225V227H114V226H117V228H120V232H121V234L124 232V230H128L129 229V227H130V229H132L133 228V226H134V228L131 230L134 234L136 233H140V236L142 235V238H139V239H142L143 240V235H144V240L143 241H145V242H142V243H145L144 245H151L150 246V250L151 249H153V252L152 251H150L149 249H147V247L148 246H146V248H145V246H144V248L145 249H147L146 251L148 252V250L150 251L149 253H151V255L148 253V257H149V259H150V261H152L151 262V264H264V251L262 252V251H260V252H257V249H256V247H255V245H254V241H256V240H254V241H252V242H250V243H248L247 245L246 244H242V243H240L239 244V242L234 238V236L232 235V233L231 232H229V231H227V230H225L223 227H222V225H220V220L221 219H219L220 218V216H221V213H220V216H218V219L217 220H215V221H213L212 223H210V225L212 226L213 224V226L211 227L210 225H208L207 223V221H206V219H205V217H204V219L202 218V217H200ZM18 217V218H17ZM17 217H15L14 218V221H15V224H16V226L18 227H16L17 228V235L20 237L21 235H22V225L21 224H19L20 223V219H19V217L20 216H17ZM17 218V219H16ZM200 218H202L204 221H202V219H200ZM19 219V220H18ZM19 221V222H18ZM220 221V222H219ZM207 222V223H206ZM138 223H141L140 225H138ZM144 223V224H143ZM192 224L194 225V226H192ZM111 225H109L108 226V228L107 229H110V227H111ZM143 225H145L144 227H143ZM147 225V226H146ZM149 225H150V227H149ZM199 227V229H200V227H202L203 225V229H204V231L203 232H200L199 231V229H197L198 231H199V233H198V231H196V227L197 226ZM206 225H208L209 227H211L210 229H209V227L208 226H206ZM125 228H124V227ZM196 226V227H195ZM107 227V226H106ZM111 227V228H112ZM143 227V228H142ZM147 227H148V229H147ZM195 227V228H194ZM197 227V228H198ZM15 228V229H16ZM20 228V229H19ZM115 229L114 230H117L116 229V227H114ZM124 228V229H123ZM136 228H138V229H136ZM141 228H142V230H141ZM206 228H207V230H206ZM121 229H123L122 231H121ZM130 229L128 230V233L125 231V234L126 235H131V232H129L130 231ZM144 229H147V230H145L144 231ZM113 230V229H112ZM111 230V231H112ZM137 230V231H136ZM219 230H222V231H224L225 233H227L228 235H230V237H232V239L235 241V243H236V249H231V252H229V253H223L222 251H221V249H222V247H221V244H220V242L218 241V239H217V236H216V234H217V232L219 231ZM119 231V230H118ZM141 232H143V233H141ZM148 235H146L145 233ZM189 232H190V234H189ZM212 232H214V233H212ZM215 232H216V234H215ZM264 232V231H263ZM262 232V233H263ZM8 234V235H7ZM12 234H14V233H12ZM11 234V232H10V234L9 233H6L5 234V237H6V239H5V241H6V243L4 242V244H0L1 246L0 247H2L3 245H4V250H3V252H4V255H6V256H8V257H6V261L7 262H5L6 264H10V262L12 263V264H16L17 262V264H35L36 263V261L37 260H39L38 259V257H31L30 255H36L35 253H33V252H29L30 251V249H29V251H27L28 249L26 248L27 246L25 245V242L23 241V239H22V236L20 237V244H18V243H16L17 241H15L14 239H16L15 238V236L14 235H12ZM20 234V235H19ZM124 233H123V235H125ZM132 235V236H135V235ZM16 235V234H15ZM90 235H92V234H89V236H87V239H89V240H91V236ZM129 235V236H130ZM146 235V236H145ZM154 235V236H153ZM9 236V237H8ZM11 236H13L14 237V239H13V237H11ZM93 236H95V237H93L92 239H97L98 240V235H97V237H96V235L95 234H93ZM128 236V238H131V236L129 237ZM138 237H140L139 236V234L137 235ZM216 236V237H215ZM12 239H11V238ZM125 237H127V236H125ZM136 237V236H135ZM149 237V238H150ZM156 237V238H155ZM214 238L216 239V240H214ZM10 239V240H9ZM17 240V239H16ZM151 240H152V242H151ZM132 241V240H131ZM131 241H130V243H131ZM22 242H24V243H22ZM139 242V241H138ZM124 243H126V245L124 246L123 244ZM124 243H122L120 246H123V248H125L127 251H129V250H132V247H134L135 245L134 244H136V242L134 241V244H133V242L131 243V244H133L134 246H132L129 242V244L127 243V242H124ZM147 243V244H146ZM23 245H25V246H23ZM15 246L17 247L16 249H15ZM23 246V248H26V249H24V251L22 250L23 248H21V247ZM130 246V247H129ZM153 246V247H152ZM152 247V248H151ZM129 248V249H128ZM131 248V249H130ZM143 248V250L142 251H144L145 249ZM149 248V247H148ZM18 249H20V250H18ZM142 249V248H141ZM238 249V250H237ZM250 249L252 250V251H250ZM18 250V251H17ZM29 253V255H28V253H26V251ZM126 250H124L125 252H126ZM14 251H15V253H14ZM122 251V250H121ZM141 251V252H142ZM248 252L249 251V253L247 254L246 252ZM25 252V253H24ZM123 252V251H122ZM147 252H144V253H146L147 254ZM262 252V253H261ZM11 253H13V254H11ZM24 253V254H23ZM129 253H130V251H129ZM153 253H154V255H153ZM240 253V254H239ZM245 254H247L246 256H244ZM4 255H3V257H4ZM253 255V256H252ZM14 256V257H13ZM20 256V258H19V260H21V261H18V257ZM28 256V257H27ZM30 256V257H29ZM36 256H38V254L36 255ZM244 256V257H243ZM247 256H248V258H247ZM9 257H13V258H15V257H17V262H16V260L15 259H13L12 258V260H11V258L9 259ZM41 256H39V258H40ZM152 257H153V259H152ZM9 260H8V259ZM26 258V259H25ZM32 258H34V259H32ZM28 259V260H27ZM37 259V260H36ZM42 259V258H41ZM145 259V258H144ZM141 260V262L142 261H144V263L146 262V264L148 263L149 264V259L148 258H146V261L145 260ZM243 259V260H242ZM246 259V260H245ZM43 260V259H42ZM40 261L41 262V264H42V262L43 261ZM147 260L149 261V262H147ZM229 260V261H228ZM245 260V261H244ZM15 261V262H14ZM29 261V262H28ZM9 262V263H8ZM20 262V263H19ZM27 262V263H26ZM40 262H38V264L40 263ZM140 262V263H141ZM243 262V263H242ZM96 262H94V263H92V264H95ZM143 263V262H142ZM141 263V264H142ZM143 263V264H144ZM4 264V263H3ZM91 264V263H90ZM96 264H98V263H96ZM100 264V263H99Z\"/></svg>","mask_w":264,"mask_h":264},{"label":"built area","instance_id":"obj_3","mask_svg":"<svg viewBox=\"0 0 264 264\" xmlns=\"http://www.w3.org/2000/svg\"><path fill=\"white\" fill-rule=\"evenodd\" d=\"M228 67H232L231 78L241 100L229 108V113L222 112L223 106L215 97L193 110L192 118L201 124L206 148L220 144L242 127H249L264 110V62L255 58ZM247 104L251 112L246 110ZM211 117L215 119L210 121ZM230 189L235 202L221 203V225L236 240L247 243L264 230V154L235 165Z\"/></svg>","mask_w":264,"mask_h":264}]
</instances>
